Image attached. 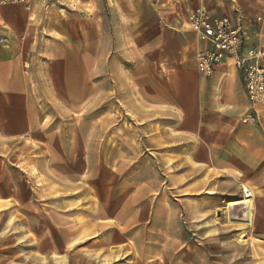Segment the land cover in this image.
Wrapping results in <instances>:
<instances>
[{
  "label": "rangeland",
  "instance_id": "rangeland-1",
  "mask_svg": "<svg viewBox=\"0 0 264 264\" xmlns=\"http://www.w3.org/2000/svg\"><path fill=\"white\" fill-rule=\"evenodd\" d=\"M102 6L108 50L120 38L133 49H117L104 78L90 63L83 95H52L50 58L25 57L42 94L33 97L37 124L7 142L17 175L6 180L0 170V264H264L263 194L230 170H196L195 135L174 128L181 112L157 99L175 88L174 74L195 72V38L168 46L172 60L158 49L146 57L136 47L142 33L113 31ZM89 8L95 48L96 3ZM243 187L250 207H230L245 199Z\"/></svg>",
  "mask_w": 264,
  "mask_h": 264
},
{
  "label": "crops",
  "instance_id": "crops-1",
  "mask_svg": "<svg viewBox=\"0 0 264 264\" xmlns=\"http://www.w3.org/2000/svg\"><path fill=\"white\" fill-rule=\"evenodd\" d=\"M72 1L65 12L59 5L46 11L41 2H35L29 10L21 5L0 6V170L6 180L17 175V170H9L7 142L18 143L37 124L33 97L42 94L36 76L25 73L26 55L39 50L40 55L50 58L47 65L56 75L50 93L61 90L54 95L67 97L74 95L72 90L83 95L90 63H96L104 78L107 62H117V49L122 56L124 51L130 55L133 49L130 41L120 38L113 53L108 50L105 33L109 30L105 29V17H101L105 0ZM106 1L113 31L142 33L136 47L146 57L152 58L158 49L161 58L172 60L174 54L168 53V46L174 42L184 45L186 38H195L194 54L203 45L182 24L184 14L188 16L197 5L195 0ZM93 2L100 33L95 48L89 35V7ZM207 5L212 14H225L241 22L246 47H264V0H208ZM172 81L175 88L171 93L157 99L169 110L181 112L174 128L191 130L195 135L190 156L196 160V170L211 177L216 175L214 170H230L234 182L240 177L264 197V103L252 110L240 70L228 61L207 76L195 64V72L174 74ZM151 91L144 88V96Z\"/></svg>",
  "mask_w": 264,
  "mask_h": 264
},
{
  "label": "built area",
  "instance_id": "built-area-1",
  "mask_svg": "<svg viewBox=\"0 0 264 264\" xmlns=\"http://www.w3.org/2000/svg\"><path fill=\"white\" fill-rule=\"evenodd\" d=\"M197 5L187 16V23L203 44L195 50L194 59L198 70L210 75L223 62L231 61L240 70L252 110L264 103V47H246L243 26L228 15L212 14L208 0H195ZM35 2L46 8L61 5L62 0H0V6L21 5L30 9ZM245 198L252 192L243 187Z\"/></svg>",
  "mask_w": 264,
  "mask_h": 264
},
{
  "label": "bare ground",
  "instance_id": "bare-ground-1",
  "mask_svg": "<svg viewBox=\"0 0 264 264\" xmlns=\"http://www.w3.org/2000/svg\"><path fill=\"white\" fill-rule=\"evenodd\" d=\"M253 197V196H252ZM252 197H250V198H245L243 201H241V202H238V203H232L231 205H229L230 207H233V208H235V207H240L239 209L240 210H244V209H247L248 207H250V204H251V202L253 201V198ZM228 206V207H229ZM234 210V209H233ZM232 210V211H233ZM249 210H250V208H249ZM251 211V210H250ZM248 214H249V211L247 212Z\"/></svg>",
  "mask_w": 264,
  "mask_h": 264
}]
</instances>
